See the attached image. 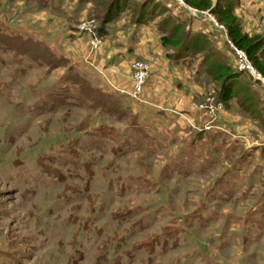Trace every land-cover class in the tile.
Segmentation results:
<instances>
[{
    "label": "rangeland",
    "instance_id": "374dc122",
    "mask_svg": "<svg viewBox=\"0 0 264 264\" xmlns=\"http://www.w3.org/2000/svg\"><path fill=\"white\" fill-rule=\"evenodd\" d=\"M143 1H128L108 26L117 37L133 42L127 16ZM156 1L185 30L204 32L252 82L257 111L235 99L222 103L197 60L176 66L159 35L145 34L134 41L139 55L102 70L138 100L125 93L130 100L118 101L84 80L77 91L67 81L77 78L65 69L71 58L39 38L74 57L105 61L115 38L97 35L94 3L0 0V264H264V76L209 12ZM234 13L243 33L264 40V0H236ZM24 28L38 40L24 39ZM143 98L185 109L190 128L181 127L182 138L194 142L177 141L176 151L144 149L131 126ZM117 178L124 180L113 183ZM153 239L165 252L159 259L130 254L132 245L150 247Z\"/></svg>",
    "mask_w": 264,
    "mask_h": 264
},
{
    "label": "trees",
    "instance_id": "16d2710c",
    "mask_svg": "<svg viewBox=\"0 0 264 264\" xmlns=\"http://www.w3.org/2000/svg\"><path fill=\"white\" fill-rule=\"evenodd\" d=\"M47 1L40 0V3L47 6ZM79 1L94 3L93 13L98 24L96 33L105 36L108 33V26L116 22L123 11L129 9L130 0ZM182 1L197 11L209 12L214 16L218 24L224 28L229 42L243 52L255 70L264 76V64L261 62L264 40L258 36H248L241 31L234 13L236 0H218L215 3L212 0ZM166 11L167 9L158 1L144 0L128 12L127 19L135 26L151 25L160 36L161 45L171 49L168 56L172 62L188 61L190 64V61L197 60L196 65L199 69H203L206 76L218 84L217 97L222 103L227 104L235 99L242 108L255 113L260 105V99L252 87V82L243 79L241 72L232 68L213 47H210L209 37L204 32L185 30L188 25ZM157 18L160 22H156Z\"/></svg>",
    "mask_w": 264,
    "mask_h": 264
},
{
    "label": "crops",
    "instance_id": "0c3cea01",
    "mask_svg": "<svg viewBox=\"0 0 264 264\" xmlns=\"http://www.w3.org/2000/svg\"><path fill=\"white\" fill-rule=\"evenodd\" d=\"M119 27H120V30L125 28L123 24L122 26L120 25ZM133 27L134 28H132V31L130 32L133 42H126L122 40L121 38L117 37V35L114 34L108 28V33L104 36V38H108L110 40L111 38H115L114 40H112L113 42L111 43L117 46L113 47L112 45V47L107 50V52H109L110 54L108 55V57H106L105 61L103 57L97 59L94 56H90L87 58L86 54H85V58L83 55H80L78 57H74L71 54L69 55L64 48L62 49L54 43L48 45L46 40H49V39L42 35L39 38V42L42 43L43 45L50 46L49 50L54 48L53 45H55V47H57V49L60 50V52L59 51L55 52V48H54L51 50L53 53H55L56 55H63L65 57L67 56L71 58L70 67L68 68L65 67V69H70L72 74H74L75 76L77 75V78H73L71 80L67 79V81H69L75 87V89H77V91L80 86L79 85L80 81L84 80V81L91 83L93 86H98L100 91H102L103 95L115 97V99L118 101H121V99L127 101V100H130L128 96L125 94L128 92V89L123 87L126 85V83L120 82L122 81L120 77L119 78L117 77L118 79L117 82H115V80H112V81L107 80L105 76L103 75L102 70L106 66H112L113 64L117 66L119 63H122L123 61L126 62L127 60H130L132 57V54H135V52L139 55L141 52L140 50H137V46L135 45L134 41H141L145 34H148L150 36L158 35L151 25H141V26H133ZM23 34H25L24 39L30 40L31 37L33 39H36L35 38L36 34L34 32L27 31L25 28L23 30ZM84 37L85 36H83V38ZM112 56L114 58L110 60L109 58ZM12 59H13V62H11V64H15V58H12ZM20 64L18 65L23 67V70L26 69L22 63ZM175 65L180 68H183V67H186L187 64L186 62H183V63L178 62V63H175ZM113 68L116 69V67H113ZM110 69L111 68L109 67V70ZM135 107H136V110L137 109L138 110H137V113H136V110H134L135 111L133 114L134 120L131 123V126L134 125L138 129L137 132L138 134L140 133L139 134L140 138L137 139L136 141L140 142V144L145 145V148L143 147L144 149L146 150L151 149V150L158 151L160 147L161 148L164 147V149L176 151V150L181 149V148H178L179 144L178 145L176 144L177 141H179L181 145L188 144V143L190 145L192 144V140L190 139V137L187 139L182 138L185 131L181 130V127L184 129L186 128L187 130L190 128L187 123L189 119L187 117V111L185 109L176 107L175 105L170 104V103L151 102L144 98L140 99L139 101L136 100ZM95 109H98V110L101 109L99 110V112L106 118H112V119L114 118V115L111 113L110 110L105 111L102 108H97L96 105L94 107V110ZM111 124L112 123H110L109 126H111ZM131 126H129V128L132 129L133 127ZM120 127H122V125H120ZM124 127H127V125H124ZM141 134H145L148 137L141 138ZM70 140H72L73 141L72 144L75 145L74 143L75 140L71 138ZM76 145H80V143L78 142V144ZM115 145H114V148L120 147L122 143L121 144L118 143ZM125 178H127L130 181H135V182H140L139 179H141L140 177L135 178L134 176H127ZM124 179L117 178L113 183H118L119 181L124 180ZM113 190L112 188L110 189V191H113ZM116 192L118 193V191ZM152 242H153V246L150 245V247L147 246V244L143 243V245L146 246L144 248H137L138 245H136V248H135V244L132 245L130 254H132L135 258H138V257L140 258L141 256H144L145 259L147 258H150L151 260L159 259L160 257H162V254L165 253L163 252L164 249L163 248L160 249V245L158 246V243H159L158 239L157 240L153 239ZM142 249H146V250L144 251ZM138 250L141 252H138ZM126 258H128V256Z\"/></svg>",
    "mask_w": 264,
    "mask_h": 264
},
{
    "label": "built area",
    "instance_id": "2783aa9c",
    "mask_svg": "<svg viewBox=\"0 0 264 264\" xmlns=\"http://www.w3.org/2000/svg\"><path fill=\"white\" fill-rule=\"evenodd\" d=\"M92 34H93V32H92ZM92 34H90V33L88 34L89 39L93 38V37H92ZM240 52H241V51H240ZM141 76H142V75H141V73H140V74H139V78H141ZM127 93L130 95L131 98H135V99H137V100L139 99V94H138L137 91H132V90H130V91H128Z\"/></svg>",
    "mask_w": 264,
    "mask_h": 264
}]
</instances>
